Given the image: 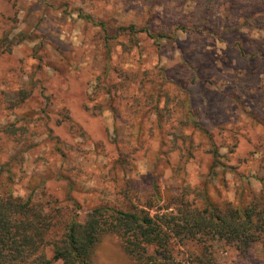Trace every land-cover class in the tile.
<instances>
[{
  "label": "rangeland",
  "instance_id": "rangeland-1",
  "mask_svg": "<svg viewBox=\"0 0 264 264\" xmlns=\"http://www.w3.org/2000/svg\"><path fill=\"white\" fill-rule=\"evenodd\" d=\"M195 4L0 0V192L80 220L106 203L165 212L184 186L215 201L259 193L264 60L239 45L260 33L197 36L181 26ZM215 250L219 264H264L260 246ZM93 264L138 263L106 234Z\"/></svg>",
  "mask_w": 264,
  "mask_h": 264
},
{
  "label": "trees",
  "instance_id": "trees-1",
  "mask_svg": "<svg viewBox=\"0 0 264 264\" xmlns=\"http://www.w3.org/2000/svg\"><path fill=\"white\" fill-rule=\"evenodd\" d=\"M147 1L151 7L166 3ZM173 1L182 5L186 0ZM195 2L182 29L197 36L224 38L247 25L260 36L246 39L245 47L252 45V51L243 45H239V50L243 56L264 60V0ZM127 29L131 33L152 32L149 27L139 29L135 24ZM165 34L160 33L156 39ZM155 193L159 194L157 188ZM200 196L201 204L195 200ZM168 201V211L154 215L135 203H106L80 220L71 212L63 214L45 207L31 196L0 192V264H93L95 248L106 234L118 236L127 254L138 264H219L217 243L233 247L243 258L254 256L258 246L264 251V188L248 201L235 202L215 201L206 188L184 186L181 194ZM188 246L192 249L179 257L182 248Z\"/></svg>",
  "mask_w": 264,
  "mask_h": 264
}]
</instances>
